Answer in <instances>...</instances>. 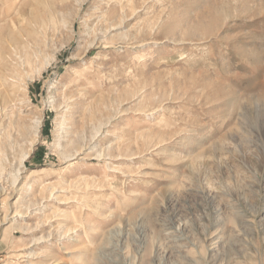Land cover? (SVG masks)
<instances>
[{
	"label": "rangeland",
	"instance_id": "obj_1",
	"mask_svg": "<svg viewBox=\"0 0 264 264\" xmlns=\"http://www.w3.org/2000/svg\"><path fill=\"white\" fill-rule=\"evenodd\" d=\"M0 264H264V0H0Z\"/></svg>",
	"mask_w": 264,
	"mask_h": 264
},
{
	"label": "bare ground",
	"instance_id": "obj_2",
	"mask_svg": "<svg viewBox=\"0 0 264 264\" xmlns=\"http://www.w3.org/2000/svg\"><path fill=\"white\" fill-rule=\"evenodd\" d=\"M68 156L72 157L73 155H68Z\"/></svg>",
	"mask_w": 264,
	"mask_h": 264
}]
</instances>
